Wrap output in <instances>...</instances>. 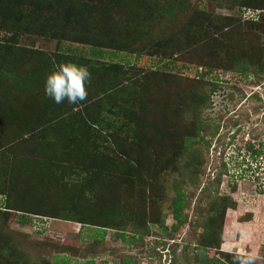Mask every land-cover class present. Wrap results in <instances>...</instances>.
Returning a JSON list of instances; mask_svg holds the SVG:
<instances>
[{"label": "trees", "instance_id": "1", "mask_svg": "<svg viewBox=\"0 0 264 264\" xmlns=\"http://www.w3.org/2000/svg\"><path fill=\"white\" fill-rule=\"evenodd\" d=\"M258 1L218 0L215 5L227 9L249 5L263 11ZM214 7L200 9L190 0H0V31L10 34L0 40V62L5 65L0 75H8L19 89L38 90L36 105L43 111L40 121L46 123L39 130L50 144L53 166L95 181L94 185L82 184L84 191L78 201L87 200L96 209L84 213L82 202L72 201L59 210L55 206L46 212H31L11 204L9 189L1 190L0 195L6 197L0 201V264H51L44 259L31 262L18 250V240L5 232L15 214L20 223L35 213L30 222L46 216L79 224L77 241L73 245L64 241L60 252L83 258L82 264H96L95 258L102 253L88 248V241L99 247L107 230L116 232L124 243L127 231L134 241L156 234L150 230L152 224L166 231L160 209L144 212L145 217L137 218L127 230L132 220L131 204L158 195L168 174L182 176L184 169L195 167L197 150L190 142L201 128L202 108L210 105L217 79L213 70L223 66L242 77L264 72V40H260L264 37V11L258 21H252L247 15L250 9H242L247 33H241L238 17L216 13ZM23 34L54 40V51L17 46ZM212 41L217 43L212 45ZM200 50L208 61L192 64L201 68H194L193 77L184 76L189 53ZM3 54L8 55L6 63ZM175 58L182 59L180 66L174 65ZM67 61L86 65L91 73L87 97L76 105L56 104L43 93L46 74L55 64ZM208 78L214 80L209 87L204 81ZM247 148L255 159L264 156V151L253 149L251 144ZM156 150L161 152L153 153ZM177 182L175 176L174 195L169 200L171 215L177 221L170 226L172 231L184 216L183 191L176 187ZM136 186L142 192L136 191ZM164 197L163 190L159 202ZM221 197L215 206L208 207L210 220L219 212L217 230H210L215 217L203 227L195 246L204 264H231L232 253L221 249L220 234L228 208L224 202L227 196ZM84 225L92 232L82 233ZM210 247L219 249L224 259L207 257ZM119 262L129 264L122 257Z\"/></svg>", "mask_w": 264, "mask_h": 264}, {"label": "rangeland", "instance_id": "2", "mask_svg": "<svg viewBox=\"0 0 264 264\" xmlns=\"http://www.w3.org/2000/svg\"><path fill=\"white\" fill-rule=\"evenodd\" d=\"M190 1L200 9L215 6L216 13L238 17L236 22L240 27L237 30L241 33H247L246 18L241 14V10L250 9L247 15L252 21H258L262 11L249 5L241 6L240 9L237 6L232 9L219 8L215 5L218 0ZM260 2L264 8V0ZM256 4H259L258 0ZM7 37H10L9 33L0 31V40ZM260 40L263 41L264 37ZM55 43L51 39L23 34L18 37L16 45L52 52ZM215 43L217 41H212V45ZM261 54L264 55V50ZM1 57L6 63L8 55L3 54ZM206 59L204 51L189 53V68L183 75L193 77L194 68L197 67L192 64L207 62ZM7 63L11 65L13 62L9 58ZM174 63L175 66H180L182 59L177 58ZM4 67L0 62V71H3ZM200 68L201 66H198L197 71ZM213 72V75H217L216 82L209 78L204 80L207 81V87L211 81L215 83L214 91L209 96L210 105L202 108L201 128L195 139L190 142L197 150L195 167L184 169L182 176L168 174L160 194L156 191L158 195L151 194L149 198L137 200V205L130 203L132 220L128 223L127 230L135 224L137 218L145 217L142 215L144 212L150 213L160 209L166 231L163 232L160 227L152 224L150 230L156 234L145 236L143 241H134L127 231L124 243L118 239L116 232L107 230L105 241L103 244L99 243V247H92V241H88V248L102 253L95 258L96 264H120L121 257L129 261V264H204L197 255L195 246L203 233V227L210 221L213 222L215 217V223L210 230H217L220 223L219 212L210 220L208 210L210 205L215 206V203L221 201V196H227L224 202L228 206L220 234L221 249L232 248L233 252L241 249L258 250L261 256H264V156L255 159L247 151L248 144H251L253 149L264 151V72L242 77L223 66L217 67ZM40 89L39 93L42 92V88ZM37 94L38 90L30 91L26 86L19 89L8 79V75H0V194L1 190L9 189L11 204L21 205L31 212H46L55 209V206H58L56 209L59 210L67 203L78 201L84 191L81 190L82 184L94 185L95 181L84 180L82 175L76 176L68 170L53 166V153L48 151L50 144L45 143L39 130L41 124L46 126V123L40 121L43 111L36 105ZM158 152L161 151L156 150L153 153ZM92 154L94 158L97 150ZM68 157L69 155L64 157L65 161ZM60 164L61 168L65 166L67 169L66 164ZM175 176L178 177L176 187L183 191L184 205L181 210L184 216L183 221L172 231L170 226L177 221L171 215L169 200L174 195ZM135 189L142 192L139 186ZM163 190L165 197L161 203L158 197L162 196ZM144 194L148 195L146 191ZM4 196L6 197V194L0 195V201ZM86 203H79L84 208L81 212L96 211L87 200ZM17 215L11 217L5 232H9L12 234L11 238L14 236L18 240V250H22L23 255L31 262L44 259L51 264H82L83 258L60 252V244L64 241L69 244L77 241L79 224L46 216L41 221L30 222L35 213L26 216L27 222L20 223L17 221ZM80 229L82 233L92 232L89 225ZM4 239L10 241L9 238ZM219 251L210 247L206 249V255L224 259ZM205 264L218 262L206 261ZM258 264H264V261Z\"/></svg>", "mask_w": 264, "mask_h": 264}, {"label": "clouds", "instance_id": "3", "mask_svg": "<svg viewBox=\"0 0 264 264\" xmlns=\"http://www.w3.org/2000/svg\"><path fill=\"white\" fill-rule=\"evenodd\" d=\"M90 79L91 73L86 65L73 61L55 64L44 78L43 93L56 104L66 102L76 105L86 99ZM225 251L232 253L231 264H258L264 261V256L258 250L233 252L232 248H227Z\"/></svg>", "mask_w": 264, "mask_h": 264}]
</instances>
